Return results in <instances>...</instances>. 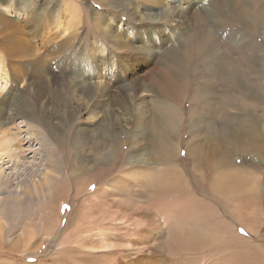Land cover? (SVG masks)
Returning a JSON list of instances; mask_svg holds the SVG:
<instances>
[{"label": "rangeland", "instance_id": "1", "mask_svg": "<svg viewBox=\"0 0 264 264\" xmlns=\"http://www.w3.org/2000/svg\"><path fill=\"white\" fill-rule=\"evenodd\" d=\"M249 1L240 5V14H246ZM3 5L9 9H4ZM68 5L76 7L74 18L78 19L72 21L73 24L65 13ZM151 7L145 0L0 1L3 9L0 11V80L3 82L5 78V88L0 92V109L3 95L12 90L8 100L17 103L26 116L5 117L4 122L3 117L0 118L1 131L4 126V130L9 129L11 138L19 140L13 142L12 150L20 158L17 165H13L14 162L9 164H12V170L7 169L11 185L3 186V206L6 208L0 218V224L3 223L0 264H118L121 256L128 260L130 256L125 250L130 248L131 234L135 231L128 227L132 222L126 225V221L107 205L88 204L86 200L131 168L130 135L139 130L131 124L132 121L129 122L127 134L120 137L124 146L112 158L106 159L104 155L105 159L101 156L96 161L94 158L98 153L113 145L112 140H104L99 133L90 138V132L96 128L101 127L109 133L110 128L127 125L129 123L126 124L125 120H136L138 108L152 113L156 111L160 117L166 112L163 106L168 104L171 106L170 126L180 125L178 136L182 159L186 157L188 140L220 138L224 127L228 131L235 128L242 135L246 126H257L256 129L264 135V35L256 23L242 30L239 20L234 25L225 21L230 26L228 32L210 42L211 49L223 56L217 55L214 59L220 57L230 64H237L239 72L225 68L227 71L220 70L212 76L207 69L212 57L210 50L204 48L202 32L199 31L187 44L182 43L185 39L182 37L179 44L188 46V55L180 58L178 64L183 67L185 63L188 70L172 78V85L161 69H155L161 64L159 59L154 68L152 64L139 67L133 74L124 73L127 69L124 63L136 56V50L125 51L123 46H140L139 37L145 36L146 15ZM256 10L257 16L262 17L259 10L264 13V0H259ZM65 28H69L66 34ZM133 28L140 29L141 36L137 34L136 38H131L129 33L135 34ZM253 42L256 46L252 45ZM117 43L121 44L119 48L115 46ZM174 44L169 42L168 46ZM254 58L259 60V67ZM215 65L220 69L218 61ZM86 71H90L89 76ZM140 98L145 102H140ZM198 118L204 119L201 127L205 130L193 138L188 135L187 128ZM156 122L150 129L147 125H141L140 129L151 139L162 140L163 132L157 129L160 120L157 118ZM75 136L77 144L74 143ZM141 145H146L145 139ZM55 149L62 161L55 182L47 191L32 197L21 195L22 183L41 178L43 167L48 164L47 156ZM140 154L143 155L144 151ZM183 163L181 166L185 167ZM252 165L263 172L264 203V162L255 157ZM86 176L95 182H89L88 186L82 184ZM98 228L108 237L119 239L117 247L110 249L113 252L101 253L85 248L84 243L96 239L94 234ZM237 229L240 237L223 250L216 246L208 251H195L198 253L197 263L214 264L229 258L237 264H264V224L261 233L247 228ZM134 253L138 256L143 252L137 248ZM177 258L178 254L171 252L169 264H174Z\"/></svg>", "mask_w": 264, "mask_h": 264}, {"label": "bare ground", "instance_id": "2", "mask_svg": "<svg viewBox=\"0 0 264 264\" xmlns=\"http://www.w3.org/2000/svg\"><path fill=\"white\" fill-rule=\"evenodd\" d=\"M145 1L152 6L146 15L148 23L145 36L144 38L141 36L140 29L133 28L135 34L128 32L129 36L133 39L136 38L137 34L141 36L142 38L139 37L140 46L134 48L123 46L125 51L136 50V56L124 63V67L127 68L124 70L125 74L136 73L139 67L151 66L152 64V68H154L155 61L159 59L161 64L155 69H161L165 77L170 80L169 83L173 85L172 78H176L185 70H188L185 63H183V67H180L178 63L180 58L188 55L187 41L198 35L199 31L202 32L201 36L205 41L204 48L210 50V56L212 57L207 67L208 72L212 76H215V73L220 72V70L225 71L226 69L239 72L240 68L237 64H230V62L223 61L220 57L217 60L214 59L217 57L218 52L211 49V40L227 33V28L230 27L228 24L234 25L237 20L240 21L242 30L248 29L249 26L256 23L261 34L264 35V13L259 10L262 17H258L256 10L259 0H251V2L247 0L250 3L248 8L244 9L246 14L238 12L240 5L246 0ZM1 8L0 11L3 12ZM3 8L6 9L7 6L3 5ZM69 8L66 7L65 13L72 19L69 21L73 24L72 21L78 19L74 18L76 7L69 6ZM215 23L220 24L215 26ZM68 30L69 28H65L64 34ZM157 34L158 36H156ZM182 37L185 38L182 41V43L186 42L184 45L179 44V41L183 39ZM169 42H175V44L169 47ZM255 42L252 45H255ZM115 46L119 48L121 44L117 43ZM255 46L252 48H255ZM175 53L178 56H175ZM205 56L208 55L205 54ZM216 61L220 63V69L216 67ZM254 62L259 67V60L254 58ZM87 70H89V67ZM86 74L89 76L90 71H86ZM4 80L5 78H3V82L0 80V92L5 88L3 86ZM148 86L149 84L146 86V90H148ZM141 89L145 90L143 86ZM11 91L7 95H3V107L0 109V118L3 117V122L6 121L4 120L5 117H9V119L26 117L24 111L18 108L17 103L8 100ZM143 98L146 100L145 97ZM144 100L142 101L140 98V102H145ZM163 107L166 112L163 110L165 113H162L160 117L156 115V111L152 113L145 108H138L135 121L125 120L126 124L132 121L131 124H135L139 130L133 131L130 135L131 155L129 163L131 168L124 171L123 176L119 179L110 180L106 186L100 188L86 200L88 204L103 203L107 205L111 211L118 213L121 219L126 221H124L126 225L128 222H132L129 223L128 227H133L135 231L131 234L132 238H130L128 245L130 248L125 250L130 257L128 260H125L126 256L119 257L118 264H169V254L171 252L178 254L177 261L174 264H198V256L195 251H208L216 246L223 250L231 245L232 240L234 242L240 237L237 228H247L250 231L261 233V227L264 224L263 172L252 165L255 157H259L261 163L264 162V135L256 129L257 126L255 128L246 126L244 131L241 130L244 133L243 136L235 128L228 131L224 127L223 136L220 138L190 139L186 143V157L182 159L181 140L178 136L180 125L177 124L179 122L176 123L175 127H171L168 121L171 106L167 104ZM29 117L31 118V115H28ZM157 118L158 121L160 120V127L157 129L163 132L162 140L151 139L149 134H144L140 129L141 125H147L150 129ZM203 120V118H198L191 121L190 127L187 128L190 137L195 138L197 133L201 134L205 130L201 127L204 123ZM128 125L130 123L112 130L110 128L109 133H105V129L101 127L90 132V138L96 137L99 133L104 137V140L113 141V145L111 144L109 150L100 152L95 156L96 161L101 156L103 158L104 155H106V159L112 158L116 151L124 146L123 139L121 140L120 137L127 134L126 128ZM82 134L86 136L84 132ZM144 139L146 145L140 147L142 146L141 141ZM17 140V137L16 139L10 137L9 129L4 130V126L3 131L0 129V218L3 217V210L6 208V206H3V196H5L3 195V186L11 185L12 182L7 179V169L12 170V164L16 163L17 165L20 159H18L17 153L12 150L13 142ZM74 141L77 144L78 138L76 136ZM138 149L144 151V154L141 155L143 152L140 154ZM237 158L240 160L237 161ZM248 158H250V161ZM182 160L186 163L184 164ZM46 161H48V164L46 163L47 166L43 167L40 179L36 181L32 178L30 181L22 183L23 192L21 195L32 197V195L51 187L55 182L62 162L57 149L49 157L47 156ZM11 162L14 163L9 166ZM182 163L186 166H181ZM93 180L86 176L82 179V184L88 186L89 182L90 184L95 182V179ZM195 187L198 189L196 190ZM111 227L116 229L112 225ZM1 229H3V225L0 228V234H3ZM94 236L96 239L84 243L85 248L88 250L106 253L107 250L113 252L110 249L117 247L119 239L108 237L99 228ZM96 243H99V245ZM137 248H141L143 253L135 256L134 251ZM220 260L214 264H237L229 258Z\"/></svg>", "mask_w": 264, "mask_h": 264}]
</instances>
